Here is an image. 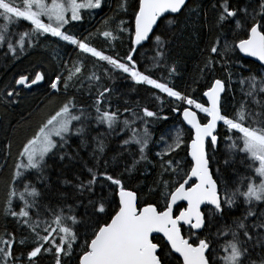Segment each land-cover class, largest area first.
<instances>
[{
  "label": "snow or ice",
  "instance_id": "obj_1",
  "mask_svg": "<svg viewBox=\"0 0 264 264\" xmlns=\"http://www.w3.org/2000/svg\"><path fill=\"white\" fill-rule=\"evenodd\" d=\"M85 14L98 26L73 33ZM49 44L50 61L0 95L16 104L47 83L64 96L3 182L0 219L13 227L0 233V264H264V72L246 60L264 67V0H0V54ZM174 44L201 57L183 89ZM118 80L161 109L114 107ZM234 84L242 99L229 113ZM164 106L180 123L157 138ZM149 175L156 201L141 202L131 185Z\"/></svg>",
  "mask_w": 264,
  "mask_h": 264
},
{
  "label": "trees",
  "instance_id": "obj_2",
  "mask_svg": "<svg viewBox=\"0 0 264 264\" xmlns=\"http://www.w3.org/2000/svg\"><path fill=\"white\" fill-rule=\"evenodd\" d=\"M241 2H243V0H241ZM205 3H210V0H205ZM113 7H115V0H113ZM105 11H107V9H105ZM96 19H89L87 14H85L83 21L73 23L69 28L75 34H80L86 29L94 30L95 27L98 26L101 16H96ZM95 43L98 47L103 46L102 40L96 41ZM126 45V39L124 47H120L119 42H117V48L121 52L126 49ZM47 48L49 51H45L43 48L30 50L28 55L22 56L19 60L15 61L10 57H5L0 54V95H2L4 90L11 88L13 80L18 78L19 74L26 70L31 71L35 65L40 64L42 61H50L51 56L55 54L52 50L56 49V45L49 44L47 45ZM69 51L70 46H66L61 54ZM147 51L148 49H145L141 52L142 59ZM172 55L177 59L178 68L181 73L180 77L177 78L176 83L183 89V87L191 82L192 77L197 74L196 65L199 63L201 57L196 47L192 44L188 45L187 51H185L184 45L176 46L174 44ZM51 66V62L45 65L49 71V75H51ZM247 68H251L253 72H264V67H260L250 60H247ZM244 74H247V70ZM216 75L221 76L222 73L217 72ZM203 84L204 81H201V86H203ZM113 87L118 90L117 96L112 99L114 107H120L123 109L125 107L124 101L128 100L130 103L138 102L140 104H147L150 109L157 111L161 109V105L158 102H151V94L145 91L143 86H135L132 85L130 81L125 82L118 80ZM233 92L236 99L233 100V93H229L224 101V108L229 113L232 112L233 105L238 104L242 99L241 93L238 90V85H233ZM63 99L64 96L62 94L53 95L50 88H48L47 83H44L34 86L31 90L25 89L19 98V103L8 105L0 103V164H3L5 159H7V170L0 168V190L3 188L4 180L10 175L14 160L17 157L18 152L21 150L22 145L26 143L28 139L32 138L42 121H44L49 115L54 114ZM82 102H86V98ZM163 112L169 116V119L167 121L158 122L154 127L153 131L157 138L173 126H179L180 123L176 115L168 111L167 106H164ZM219 130L221 131L222 140L224 130L222 128ZM185 138L187 139V134ZM116 139L118 140L121 138L117 137ZM7 144H11L12 147L11 156L6 157ZM112 146H115V141H113ZM58 167L59 166L57 165V169ZM56 175L57 173L54 171L52 174V181L54 184L56 182ZM228 175L230 178H234L232 177L231 172H229ZM152 179L153 177L151 175L139 176L137 182L131 185L132 188L141 190L139 192L141 202L156 201L154 194L149 193L148 190V186L151 185ZM5 225L9 230L13 227L10 219L8 221L0 219V233L4 231ZM43 264H51L50 259L45 260Z\"/></svg>",
  "mask_w": 264,
  "mask_h": 264
},
{
  "label": "water",
  "instance_id": "obj_3",
  "mask_svg": "<svg viewBox=\"0 0 264 264\" xmlns=\"http://www.w3.org/2000/svg\"><path fill=\"white\" fill-rule=\"evenodd\" d=\"M246 60H250V61L254 62L255 64H257V65L259 66V62L254 61L252 58H246ZM260 67H261V66H260ZM185 127H187V126H185Z\"/></svg>",
  "mask_w": 264,
  "mask_h": 264
},
{
  "label": "flooded vegetation",
  "instance_id": "obj_4",
  "mask_svg": "<svg viewBox=\"0 0 264 264\" xmlns=\"http://www.w3.org/2000/svg\"><path fill=\"white\" fill-rule=\"evenodd\" d=\"M95 19H96V17H95ZM96 20H98V19H96ZM73 23H78V22H73Z\"/></svg>",
  "mask_w": 264,
  "mask_h": 264
}]
</instances>
